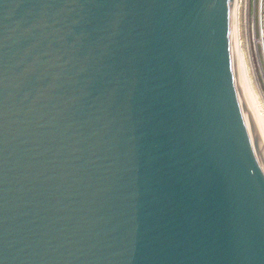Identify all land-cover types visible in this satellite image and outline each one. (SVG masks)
I'll list each match as a JSON object with an SVG mask.
<instances>
[{
	"label": "water",
	"instance_id": "water-1",
	"mask_svg": "<svg viewBox=\"0 0 264 264\" xmlns=\"http://www.w3.org/2000/svg\"><path fill=\"white\" fill-rule=\"evenodd\" d=\"M232 1L0 0V264H264Z\"/></svg>",
	"mask_w": 264,
	"mask_h": 264
},
{
	"label": "rangeland",
	"instance_id": "rangeland-1",
	"mask_svg": "<svg viewBox=\"0 0 264 264\" xmlns=\"http://www.w3.org/2000/svg\"><path fill=\"white\" fill-rule=\"evenodd\" d=\"M235 2L238 26L237 45L243 67L241 71L245 70L251 92L264 117V52L259 41L260 36L264 35V0H236ZM261 14L263 15V21H261L263 31H260L259 25Z\"/></svg>",
	"mask_w": 264,
	"mask_h": 264
},
{
	"label": "bare ground",
	"instance_id": "bare-ground-1",
	"mask_svg": "<svg viewBox=\"0 0 264 264\" xmlns=\"http://www.w3.org/2000/svg\"><path fill=\"white\" fill-rule=\"evenodd\" d=\"M236 0L232 1V52H233V59L235 62V70L238 78V83L241 88V92L243 94L248 112L250 113L253 122L255 123L259 136H260V141L262 145L264 146V117L261 115L259 111V107L254 99V96L251 92V89L249 87L248 79L246 77V72L245 70L241 71L242 63H241V58L239 56V49L237 45V14H236ZM234 44V46H233ZM242 57V56H241ZM240 58V59H239ZM242 67V68H241ZM245 72V73H244Z\"/></svg>",
	"mask_w": 264,
	"mask_h": 264
},
{
	"label": "built area",
	"instance_id": "built-area-1",
	"mask_svg": "<svg viewBox=\"0 0 264 264\" xmlns=\"http://www.w3.org/2000/svg\"><path fill=\"white\" fill-rule=\"evenodd\" d=\"M262 12H263V11H262V9H261V13H262ZM260 16H261V17H259L260 31H263L262 28H261V21H263V15L261 14ZM260 34H262V32H260ZM259 41H260V45H261V47H262V49H263V52H264V35H261V36H260ZM263 54H264V53H263Z\"/></svg>",
	"mask_w": 264,
	"mask_h": 264
}]
</instances>
